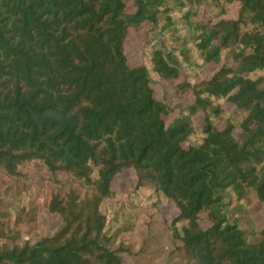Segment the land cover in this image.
Listing matches in <instances>:
<instances>
[{
  "label": "trees",
  "instance_id": "obj_1",
  "mask_svg": "<svg viewBox=\"0 0 264 264\" xmlns=\"http://www.w3.org/2000/svg\"><path fill=\"white\" fill-rule=\"evenodd\" d=\"M195 57L212 76L181 84L191 102L158 100L153 77L174 82ZM257 73L264 0H0V264H127L104 207L128 171L178 212L183 264H264Z\"/></svg>",
  "mask_w": 264,
  "mask_h": 264
},
{
  "label": "rangeland",
  "instance_id": "obj_2",
  "mask_svg": "<svg viewBox=\"0 0 264 264\" xmlns=\"http://www.w3.org/2000/svg\"><path fill=\"white\" fill-rule=\"evenodd\" d=\"M227 10L228 17H233L236 6H228ZM144 38L143 29L131 31L127 46L130 60L133 63L142 64L148 61L150 49L145 50ZM179 38L181 47L184 43L183 36L180 35ZM187 44V48L194 50L191 43ZM194 60L196 66L186 69L184 65L179 78L174 82L166 83L153 77V90L158 100H166L172 108L191 102L192 97L189 92L179 90L181 84L207 80L212 76L210 67H202L201 61L196 57ZM255 76H264V73H257ZM194 122L197 132L195 139L197 140L202 137V118L197 117ZM112 188L116 193V198L104 207L107 219L106 232L115 242H123L130 246L134 258L132 260L127 258V264H132L134 260L147 263V258L155 260L157 264H183L176 252L179 243L174 241L172 231L169 229L178 216L174 206L153 191L138 189L132 171L117 177ZM55 222L56 220L50 217L41 219L42 226L49 231L53 230Z\"/></svg>",
  "mask_w": 264,
  "mask_h": 264
}]
</instances>
